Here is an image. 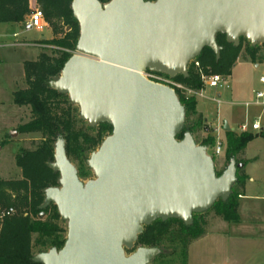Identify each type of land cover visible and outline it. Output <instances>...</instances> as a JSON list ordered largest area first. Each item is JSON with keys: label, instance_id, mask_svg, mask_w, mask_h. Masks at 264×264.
Listing matches in <instances>:
<instances>
[{"label": "water", "instance_id": "water-1", "mask_svg": "<svg viewBox=\"0 0 264 264\" xmlns=\"http://www.w3.org/2000/svg\"><path fill=\"white\" fill-rule=\"evenodd\" d=\"M71 7L80 35L50 86L67 94L90 126L113 129L88 158L94 177L86 181L65 140L56 141L49 166L59 172V186L45 190L40 207L57 206L67 238L33 260L150 264L159 248L132 251L144 227L173 218L191 225L194 214L229 198L243 163L232 158L218 176L206 146L190 132L177 138L186 112L176 90L144 72L188 76L205 47L219 58V33L234 46L241 38L264 45V0H72ZM223 129L230 130L227 122Z\"/></svg>", "mask_w": 264, "mask_h": 264}, {"label": "trees", "instance_id": "trees-1", "mask_svg": "<svg viewBox=\"0 0 264 264\" xmlns=\"http://www.w3.org/2000/svg\"><path fill=\"white\" fill-rule=\"evenodd\" d=\"M29 1L0 0V22L24 21V17L31 12ZM36 1L42 5L47 19L61 21L69 27V30L62 38L41 40L57 48L53 50L55 55L40 53L37 60L25 62L27 87L13 93V101L16 105L28 106L30 109L29 121L21 123L18 130L25 133L38 132L42 138L34 149L24 151L17 157V165L22 168V179L0 180L1 186L10 188L15 193L14 197L9 195L11 200L9 205L19 203L26 208L22 214L0 218V264H42L33 260L36 254L53 247L60 249L64 245L67 238V222L61 218L57 206L52 203L45 209L40 207L45 199V190L59 186L60 174L49 166V163L54 161L56 141L60 138L65 140L67 156L77 167L79 178L84 181L90 179L89 174L92 171L87 165L88 158L113 129L108 123L90 126L87 121L80 118V109L70 101L69 96L50 86L53 77L61 74L64 64L73 55L69 50H75L80 27L73 16L72 0ZM100 1L106 3L109 0ZM216 41L221 46L219 58L211 48L205 47L201 54L190 62L188 76L178 75L174 80L191 90H200L203 87V81L195 66L196 61L205 72H208V68L212 69L211 74L230 75L231 68L242 53L243 47L251 59L255 58L259 49V44L253 46L246 38H241L240 45L234 46L221 33L216 35ZM176 92L186 112L184 129L177 138L182 139L185 132H190L195 138V133L204 126L206 120L201 114H197L195 95L187 94L178 88ZM224 132V167L221 170L216 168V174L221 175L232 158L238 163H243V167L237 170V179L231 188L229 198L226 201L218 199L211 209L223 220L237 223L240 222L239 199L244 195L240 189L245 187L249 178L245 171L248 160L239 157V154L246 149L256 135L249 131L240 134L234 130ZM262 135L264 136L263 132ZM196 142L206 146L208 151H212L216 137L209 132L201 143L197 140ZM212 154L211 156L215 159ZM41 212H44V216H41ZM205 225L204 213L194 214L191 225H186L183 221L174 218L166 221L157 219L144 227L132 251L141 246L159 248L160 253L150 262L155 264L159 258L175 251L163 244L168 235H172L183 243L181 253L187 259V246L191 241L206 234Z\"/></svg>", "mask_w": 264, "mask_h": 264}, {"label": "rangeland", "instance_id": "rangeland-1", "mask_svg": "<svg viewBox=\"0 0 264 264\" xmlns=\"http://www.w3.org/2000/svg\"><path fill=\"white\" fill-rule=\"evenodd\" d=\"M35 8L43 10L40 3H37ZM46 20L48 26L42 31H26L24 24L21 23H0V34H8L4 37L0 36V127L14 122L17 125L15 129L9 127L8 138L13 140L9 142L3 153L4 161L11 159L13 153L34 149L42 138L38 132L25 133L18 130L21 123L29 121L30 109L28 106L14 105L13 93L27 87L25 62L37 60L40 53L55 55L53 50L57 48L41 42L42 37L62 38L69 30V27L61 21L47 18ZM14 32L18 33L17 37L12 36ZM19 40L28 41L30 44H15ZM243 49L231 68L230 75L221 85L207 86L202 96L194 94L198 109L204 113L209 122L218 124L220 128L221 125L223 128L225 122H229L232 130L238 134L242 132L239 126L245 123L250 125V131H254L251 125L255 119H259L264 128V106L255 103L256 92L264 90V83L260 81V77L264 74V45L259 44L254 59H251ZM69 51L75 53L73 50ZM207 70L208 72L203 70L204 74H211L212 69L207 68ZM74 108L77 113L76 107ZM197 114L200 113L197 111ZM204 115L202 116L205 119ZM203 127L195 133L198 143H201L209 132L214 134V127H211L208 121H205ZM13 132H17L14 137H12ZM221 132L223 133L222 130ZM256 132L260 134V131ZM222 137L225 141V135L222 134ZM24 138L28 140L25 141ZM211 152L208 151L210 155ZM224 153L225 147L222 155L212 154L218 170L224 167ZM239 157L249 160L245 171L250 175L246 187L240 189L244 194L239 199L240 222H227L210 209L204 212L206 234L189 243L187 259L181 253L183 243L168 235L163 244L175 251L159 258L155 264H264V136L259 135L250 141ZM89 177H94L93 171L90 172ZM11 207L14 209L12 214H22L26 209L19 203L7 209Z\"/></svg>", "mask_w": 264, "mask_h": 264}, {"label": "built area", "instance_id": "built-area-1", "mask_svg": "<svg viewBox=\"0 0 264 264\" xmlns=\"http://www.w3.org/2000/svg\"><path fill=\"white\" fill-rule=\"evenodd\" d=\"M23 24H24V29L26 31H31V30L42 31L45 27L48 26V21L46 20L44 11L40 8H35L28 15V17L25 19ZM195 66L197 67V69L201 75V79H202L203 84H204L203 86H205V87H202L200 90H191V89L185 87L183 84L175 81L174 78H171L165 74H160V73H156V72L148 70V71L144 72V75L151 80L169 85V86L173 87L175 90H176V88H178V89L184 90L187 94H190V95L196 94V95H201V96H202L204 89L207 86L218 87L219 85H221V83L224 82L225 78L228 76V75H222V74H208V75L204 74V72H203L202 68L200 67V64L198 61L195 62ZM260 81L262 83H264V74L260 77ZM255 103L264 106V90L256 92ZM239 128L242 132L249 131L250 125L245 123V124L240 125ZM251 128H252V130H257V131L264 130L259 119L254 120V122L251 125ZM221 130H223L222 126H221V128L220 127L214 128V131H213L214 132L213 135H215V137H216V143L212 148V152L215 155H222V153L224 152L225 141L220 135ZM13 212H14V209L11 207V208L5 210L4 212H2L0 215V218H2L4 216L12 215Z\"/></svg>", "mask_w": 264, "mask_h": 264}, {"label": "crops", "instance_id": "crops-1", "mask_svg": "<svg viewBox=\"0 0 264 264\" xmlns=\"http://www.w3.org/2000/svg\"><path fill=\"white\" fill-rule=\"evenodd\" d=\"M36 5H37V1L36 0H30L29 1V7H30V9H31V12L33 11V9H34V7H36ZM30 12V13H31ZM29 13V14H30ZM29 14H27L25 17H24V21H25V19H26V17H28V15ZM24 21H22V22H0L1 24H11V23H21V24H23L24 23ZM6 35H8L7 33H2V34H0V36H6ZM12 36H14V37H17L18 36V33L17 32H14L13 34H12ZM43 39H48L49 37L48 36H43L42 37ZM15 44H17V45H27V44H30L28 41H18V42H16ZM24 73V72H23ZM218 101V100H217ZM219 102V101H218ZM13 104L14 105H16L14 102H13ZM197 111L200 113V114H202V115H204V113L202 112V111H200L199 109H198V105H197ZM204 117H205V120L206 121H208V123L210 124V126L211 127H214V128H217V127H219V125L218 124H214L213 122H209V120H208V118L204 115ZM21 123V122H20ZM228 123V125H229V127H230V130H232V128H231V126H230V124H229V122H227ZM222 126V125H221ZM224 126V125H223ZM9 127L12 129H15V128H17V125L15 124V122L13 123V124H9V125H7V126H5V127H0L1 129H0V180H6V181H9V180H15V181H18V180H21L22 178H23V173H22V168L21 167H19L18 165H17V157H18V155L19 154H21L22 153V150L21 151H19V152H17V153H13V154H11L12 156V158L11 159H7V161H4L3 160V153H4V151L7 149V146H8V144H9V142L11 141V140H13V139H10V138H8V131H9ZM213 128V129H214ZM223 131V133L221 132L220 133V135H221V137H222V134L223 135H225V132H224V129L222 130ZM241 131V130H240ZM257 130H254V131H250L249 130V132H252V133H254L255 135H256V137L257 136H259V135H261L262 136V132L264 131V130H262V131H260V134H258L257 132H256ZM264 133V132H263ZM15 135H12V137H14ZM223 138V137H222ZM25 139V138H24ZM28 139H25V141H27ZM248 160V159H247ZM249 161V160H248ZM248 175V174H247ZM249 177H250V175H248ZM247 185V184H246ZM246 185H245V187H246ZM9 195H12L13 197L15 196V193H14V191H12L10 188H6V187H4V186H1L0 185V213L3 211V210H5V209H7L10 205H9V202H11V200L9 199ZM242 196H244V195H242Z\"/></svg>", "mask_w": 264, "mask_h": 264}]
</instances>
